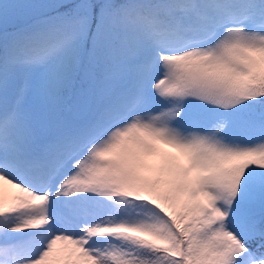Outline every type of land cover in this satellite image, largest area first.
Listing matches in <instances>:
<instances>
[{"label":"snow or ice","instance_id":"obj_1","mask_svg":"<svg viewBox=\"0 0 264 264\" xmlns=\"http://www.w3.org/2000/svg\"><path fill=\"white\" fill-rule=\"evenodd\" d=\"M0 264H264V0H0Z\"/></svg>","mask_w":264,"mask_h":264}]
</instances>
